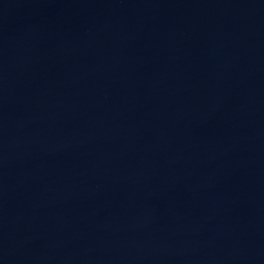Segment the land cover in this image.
<instances>
[{
	"label": "water",
	"instance_id": "obj_1",
	"mask_svg": "<svg viewBox=\"0 0 264 264\" xmlns=\"http://www.w3.org/2000/svg\"><path fill=\"white\" fill-rule=\"evenodd\" d=\"M0 264H264V0H0Z\"/></svg>",
	"mask_w": 264,
	"mask_h": 264
}]
</instances>
